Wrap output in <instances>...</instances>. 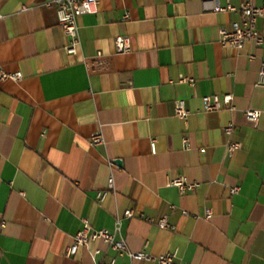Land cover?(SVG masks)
I'll return each mask as SVG.
<instances>
[{"label": "crops", "instance_id": "crops-1", "mask_svg": "<svg viewBox=\"0 0 264 264\" xmlns=\"http://www.w3.org/2000/svg\"><path fill=\"white\" fill-rule=\"evenodd\" d=\"M51 1L0 0V71L22 75L0 79V264H157L101 240L67 256L83 218L93 229L118 225L131 252L146 242L153 255L175 252L174 264H264V42L222 45L219 28L240 13L199 0H99L78 19L81 44L70 55ZM258 30L264 37V15ZM120 35L127 53L116 52ZM205 95H219L221 108L206 111ZM179 99L185 121L175 116ZM246 109L261 111L256 124ZM96 132L104 142L93 146ZM229 142L240 143L232 155ZM180 175L199 186L180 194L169 185ZM163 217L173 229L155 224Z\"/></svg>", "mask_w": 264, "mask_h": 264}, {"label": "built area", "instance_id": "built-area-1", "mask_svg": "<svg viewBox=\"0 0 264 264\" xmlns=\"http://www.w3.org/2000/svg\"><path fill=\"white\" fill-rule=\"evenodd\" d=\"M206 10L214 12H227V11H238L240 13V20L233 21L231 23V29L224 27L219 28V41L222 45L230 46L236 50H240L244 47L245 43L252 42L255 46L260 47L264 42V37L258 30V21L264 15V1L261 6L256 5V0H241L240 9H236L231 4L222 6L218 0H199ZM51 3L56 6L57 22L63 29L65 35L68 37V43L65 46V52L73 55L78 52L81 44L79 35V24L78 19L83 15L95 14L98 12L99 0H53ZM128 18V13L125 15ZM115 47L117 53H127L130 51V38L128 36H118L115 39ZM98 64H102L101 59L103 55L101 52L96 54ZM250 60L256 58L255 55L249 56ZM22 78L20 72L8 73L6 71H0V79H11L18 81ZM182 81H189L192 85L194 84L193 79L184 77ZM256 86L264 87V59H260V67L258 71V78ZM204 108L206 111L219 110L221 108V99L219 95H205L202 97ZM232 101L231 94L223 95V103L229 105ZM175 116L185 121L189 110L186 107L184 100H176L174 104ZM246 119L253 124H256L261 111L255 109H246L243 112ZM223 131L227 135H231L234 131V125L232 123L225 125ZM89 142L91 145L96 146L104 142L103 135L100 132L93 133L90 136ZM183 144L188 149L190 148V140L187 136L183 137ZM240 148V143L229 142L227 144V151L229 155ZM155 140L151 141V151L155 152ZM170 186H174L178 189L180 194L186 192H193L199 186V183L188 179L186 176H177L170 179ZM114 181L112 175L108 179V189L105 191H99L96 193V199L102 202L110 189H113ZM238 188H232L231 193H236ZM133 216V212L128 209L125 211V217L130 218ZM143 216V215H140ZM212 216L210 209L205 210V218L208 219ZM149 222H155L152 218H145ZM155 224L161 229H173L166 219L163 217ZM119 227H115L113 231L107 229H93L88 219H82V227L73 237L72 244L67 248L66 255L73 256L77 253L80 247L87 246L90 242L101 240L109 246L110 249L115 251L118 256H128L132 260L137 261H148L155 262L157 264H174L176 253L168 252L160 255H153L148 251L149 243H145V249L138 252H131L122 237L118 236ZM107 264H114V259L110 260Z\"/></svg>", "mask_w": 264, "mask_h": 264}]
</instances>
